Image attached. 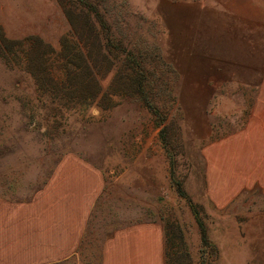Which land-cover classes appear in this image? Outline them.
I'll return each mask as SVG.
<instances>
[{
  "label": "rangeland",
  "instance_id": "374dc122",
  "mask_svg": "<svg viewBox=\"0 0 264 264\" xmlns=\"http://www.w3.org/2000/svg\"><path fill=\"white\" fill-rule=\"evenodd\" d=\"M184 5L0 0V264H264V87L185 72Z\"/></svg>",
  "mask_w": 264,
  "mask_h": 264
},
{
  "label": "crops",
  "instance_id": "0c3cea01",
  "mask_svg": "<svg viewBox=\"0 0 264 264\" xmlns=\"http://www.w3.org/2000/svg\"><path fill=\"white\" fill-rule=\"evenodd\" d=\"M184 4L193 20L211 26L206 28L211 34L192 41L185 72L191 69L199 79L196 82L203 88L208 86L210 94L222 85L241 90L264 87V0H184ZM255 124L259 122L255 120ZM84 192L89 189L84 188ZM86 204L73 212L75 220L79 215L81 222L84 220ZM82 229L80 223L72 229L66 227L56 244L76 246ZM76 251L73 247L63 258Z\"/></svg>",
  "mask_w": 264,
  "mask_h": 264
},
{
  "label": "trees",
  "instance_id": "16d2710c",
  "mask_svg": "<svg viewBox=\"0 0 264 264\" xmlns=\"http://www.w3.org/2000/svg\"><path fill=\"white\" fill-rule=\"evenodd\" d=\"M0 39H3L4 40V36H3V34L1 32H0Z\"/></svg>",
  "mask_w": 264,
  "mask_h": 264
}]
</instances>
